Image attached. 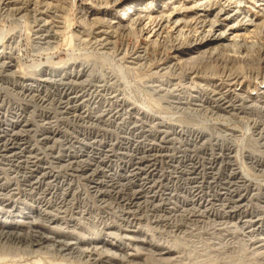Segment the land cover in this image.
Wrapping results in <instances>:
<instances>
[{
	"label": "rangeland",
	"instance_id": "rangeland-1",
	"mask_svg": "<svg viewBox=\"0 0 264 264\" xmlns=\"http://www.w3.org/2000/svg\"><path fill=\"white\" fill-rule=\"evenodd\" d=\"M81 3L0 0V263L264 264V29L174 66Z\"/></svg>",
	"mask_w": 264,
	"mask_h": 264
},
{
	"label": "bare ground",
	"instance_id": "bare-ground-1",
	"mask_svg": "<svg viewBox=\"0 0 264 264\" xmlns=\"http://www.w3.org/2000/svg\"><path fill=\"white\" fill-rule=\"evenodd\" d=\"M29 1L32 6L36 2L41 3L45 12L54 7L57 10L58 5H61L59 8L66 9L63 3L68 6L76 5L77 2L55 0L52 2L57 4H54L48 0ZM86 2L78 6L83 10L82 15L90 19L92 32L106 35L109 45L114 44L116 38L130 34L139 35L145 40V44L137 53V57L147 60L148 49L157 47L162 49V52L173 53L169 63L174 66L203 60L206 57L211 58L222 51H229L232 56L242 57L237 53L255 47L257 42L254 34L259 29H264V19L261 23L258 21L264 15V0H86ZM118 12H121V16ZM59 18L64 19L62 15H59ZM65 23L59 22L61 25ZM54 34L56 37L59 35L56 32ZM80 36L75 31L68 33V42L80 43L82 40ZM192 53L195 55H190ZM185 55L187 56L184 57ZM238 75L234 78L241 77ZM56 238L61 237L55 235L52 239ZM60 242L63 241H58ZM3 261L6 260L0 258V262ZM15 262L20 261L16 259ZM34 262L38 264V261Z\"/></svg>",
	"mask_w": 264,
	"mask_h": 264
}]
</instances>
